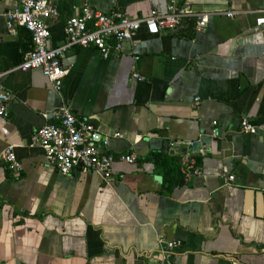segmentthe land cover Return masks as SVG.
Listing matches in <instances>:
<instances>
[{
	"label": "crops",
	"instance_id": "obj_1",
	"mask_svg": "<svg viewBox=\"0 0 264 264\" xmlns=\"http://www.w3.org/2000/svg\"><path fill=\"white\" fill-rule=\"evenodd\" d=\"M48 1L58 9L44 19L52 48L84 5L138 19L168 0ZM176 1L212 13L207 26L184 19L156 35L142 26L108 59L73 46L55 89L38 70L17 69L30 36L7 32L18 1L0 0V86L12 96L0 116V264H264V131L239 129L244 118L264 122V0ZM61 107L107 138L106 151L135 152V163L115 161L106 180L60 174L31 138ZM9 145L18 175L1 157ZM155 151L201 163L177 168L168 185L147 160ZM158 240L176 242L164 260Z\"/></svg>",
	"mask_w": 264,
	"mask_h": 264
},
{
	"label": "built area",
	"instance_id": "obj_2",
	"mask_svg": "<svg viewBox=\"0 0 264 264\" xmlns=\"http://www.w3.org/2000/svg\"><path fill=\"white\" fill-rule=\"evenodd\" d=\"M17 1L18 5L5 13L7 32L14 36L19 28H23L31 41V48L23 54L17 69L38 70L55 89L61 87L67 73L61 59L73 46L92 47L101 58L108 59L112 54L121 52L125 42L131 41L142 26L148 34L156 35L160 29L174 30L184 19H194V29L201 31L212 16V13L195 11L189 4H180L176 0H168L163 13L151 10L148 16L138 19L121 11L102 12L84 5L66 20L63 42L49 48L47 41L50 30L44 19L58 14L56 4L48 0ZM260 13L261 16L256 19L257 26L264 24V10ZM221 14L232 17L236 13L225 11ZM131 77L136 81L144 79L136 71L132 72ZM11 99V94L0 86V116H8L7 106ZM53 116L56 122L37 128L31 142L43 149L48 164L60 174H70L73 170L89 171L106 180L115 161L133 164L137 160V154L133 151L121 154L106 151L107 138L101 139L91 123L77 119L68 108H59ZM239 129L245 134H255L258 129L264 131V122L254 125L244 118L239 123ZM1 157L15 175L23 171L13 145L7 146ZM224 172L227 170L224 169ZM227 178L233 180L234 176L228 175ZM158 245L159 254L164 260L169 250L176 246V242L158 240Z\"/></svg>",
	"mask_w": 264,
	"mask_h": 264
},
{
	"label": "trees",
	"instance_id": "obj_3",
	"mask_svg": "<svg viewBox=\"0 0 264 264\" xmlns=\"http://www.w3.org/2000/svg\"><path fill=\"white\" fill-rule=\"evenodd\" d=\"M147 160L152 161L156 167L163 169V179L168 185L172 184L171 181L177 168L180 167L187 172H192L201 163V158L198 155H190L188 161L181 164L179 157L167 156L160 151L151 152L147 156Z\"/></svg>",
	"mask_w": 264,
	"mask_h": 264
}]
</instances>
